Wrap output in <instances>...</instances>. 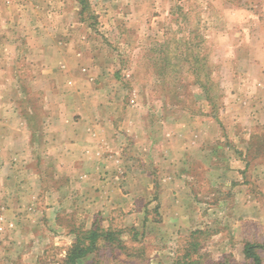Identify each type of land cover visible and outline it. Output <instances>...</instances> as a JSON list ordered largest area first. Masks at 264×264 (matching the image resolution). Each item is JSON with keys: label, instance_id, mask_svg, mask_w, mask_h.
I'll return each instance as SVG.
<instances>
[{"label": "rangeland", "instance_id": "1", "mask_svg": "<svg viewBox=\"0 0 264 264\" xmlns=\"http://www.w3.org/2000/svg\"><path fill=\"white\" fill-rule=\"evenodd\" d=\"M6 19L29 41L17 45L22 73L0 77V100L28 119L35 171L21 173L34 178L31 202L0 203V264H63L97 225L118 234L84 264H174L188 242L200 264H253L248 242L264 264V0H0ZM97 119L122 132L124 159L111 165L125 167L122 190L141 194L126 212L95 205V186L72 181L53 154L55 120L69 135L67 121ZM185 135L203 148L189 170L192 222L183 228L191 211L179 206L177 231L153 201L158 189L138 185L143 166L155 172L150 141L176 147Z\"/></svg>", "mask_w": 264, "mask_h": 264}, {"label": "crops", "instance_id": "2", "mask_svg": "<svg viewBox=\"0 0 264 264\" xmlns=\"http://www.w3.org/2000/svg\"><path fill=\"white\" fill-rule=\"evenodd\" d=\"M19 28H24V25L14 24L8 19L0 21V77H17L19 73H22L17 66L20 56L17 45L19 42L27 44V40L29 41V39L28 37H19V35L15 33L14 30H18ZM2 46L4 47L3 49ZM4 86L5 84L0 85V92L3 90ZM10 89L18 91L19 86L16 83H10ZM12 100H9L11 102L9 106L10 112L8 113H6L5 109L6 103L0 100V107L4 108L0 109V185H4L3 189L7 190L3 192L4 194L0 192V203L21 204L24 202H31V198L34 196L32 190L34 178L31 176L28 177V175H25V177L21 176L23 172H30L32 175L35 171L32 159L33 135L30 130L28 119L23 114L17 113L16 100ZM14 103L15 107L12 110L11 104ZM58 122L56 123L55 120V123H53L50 129V131L53 129L56 132L55 137H52V139L55 138L57 142V150L53 151V154L58 158L56 161L58 166L62 168L63 171L68 172L72 181H78V185L82 182H88V184H91V187L95 186L94 196L91 199L95 205L101 206V208H103V205H109L111 208L119 207L125 212L130 210V206H136V204L139 203L138 198H140L141 194H130L127 190H122V188H127L123 180L125 178V167L121 166L117 169L119 171L115 172V167L111 165L113 163L116 165L117 160L124 159L122 158L124 154H121L122 157H120V153H124L125 147H121L120 145V148L117 139L122 136V132L115 129L112 124L110 125V123L103 120L99 121L97 119L91 121L87 129L83 128V120H71L67 121V123L71 124L70 127L75 126V130L73 129V133L66 135V133L59 132L56 128L59 126ZM73 124L75 125L72 126ZM55 125L57 126L55 127ZM186 129L187 127H185V130ZM86 136H88L87 139ZM196 138H200V136ZM84 139L88 141H83ZM177 140H179V144H177L176 147L174 146L175 138L171 140H160L161 145L158 144L157 140L150 141V145L152 144L151 146H154L153 148L159 150L158 152L154 150V152H150L153 153L154 159H151V161L153 160V162H155V172L153 173L151 169L147 170L146 167L143 166L142 179L147 180L148 183L138 186L141 188L146 186V189L153 188L154 191L158 189L159 194L157 193V195L153 197V201H156L159 207L158 212L163 215V221H169V225L173 227L177 226L175 228H177L178 231V228H181L179 227V221L185 220L184 223L182 221L180 224H183V228L186 229L191 225L190 222H192L193 217L190 205L193 204V199H190V196H188V192L190 191L189 170L192 155L195 151L194 148L196 145H201L202 142L194 143L195 139L190 135H185L184 139ZM163 141H166L167 145L166 142L163 143ZM202 141L204 142L205 139ZM164 146L165 148H163ZM151 148L148 150L150 151ZM176 153H178V159L175 158ZM72 157L73 162H67V158L70 159ZM110 158L113 159L109 160ZM116 166H118V164ZM108 171H110L109 174L111 175H108ZM158 174L160 177L157 176ZM113 175H115V177ZM115 178L119 179L118 185H121V188H116ZM137 182L139 184V181ZM62 189L63 187L60 191L61 194ZM140 191L141 190L138 189L137 193ZM23 194H25V196ZM24 197L27 198V201L23 202L22 199ZM153 201L151 198H148L146 203L149 205L153 203ZM179 206L184 211L185 207L189 209V212L191 211L189 217L184 219L179 217L177 214L179 212L178 209H180ZM147 208L144 207V213L148 212ZM16 210L18 211V209L15 208V211ZM131 210L133 212L140 211L142 213V210L137 208ZM10 212L13 218L11 216L8 218L13 219L12 223L15 221L17 222V220L19 222V219H17L19 215L17 213L15 214L13 210ZM159 218L162 219L160 215Z\"/></svg>", "mask_w": 264, "mask_h": 264}, {"label": "trees", "instance_id": "3", "mask_svg": "<svg viewBox=\"0 0 264 264\" xmlns=\"http://www.w3.org/2000/svg\"><path fill=\"white\" fill-rule=\"evenodd\" d=\"M118 231L111 229H105L100 225L84 231L82 235H78L71 249L69 250L66 259L63 264H84L82 258L88 257V255L94 250H98V242L100 239H109L116 236ZM198 231H194L192 235L197 234ZM197 243L188 242L186 251L183 254L177 255L174 264H200L202 254L196 249ZM257 245H253L251 242L245 245V253L247 257L253 260V264H262L259 254L255 251Z\"/></svg>", "mask_w": 264, "mask_h": 264}]
</instances>
